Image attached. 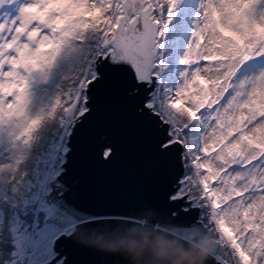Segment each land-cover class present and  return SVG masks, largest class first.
<instances>
[{"label":"snow or ice","instance_id":"obj_1","mask_svg":"<svg viewBox=\"0 0 264 264\" xmlns=\"http://www.w3.org/2000/svg\"><path fill=\"white\" fill-rule=\"evenodd\" d=\"M3 8L0 264H75L79 236L128 216L69 200L73 140L101 87L123 91L155 155L178 170L171 207L159 213L165 226L211 233L206 264H264V0H0ZM53 77L54 94L41 95ZM110 135L99 144L105 161Z\"/></svg>","mask_w":264,"mask_h":264},{"label":"water","instance_id":"obj_2","mask_svg":"<svg viewBox=\"0 0 264 264\" xmlns=\"http://www.w3.org/2000/svg\"><path fill=\"white\" fill-rule=\"evenodd\" d=\"M106 133L115 144L110 161L99 154ZM73 145L79 188L69 200L85 211L128 215L79 236L84 246L73 247L75 264H206L213 241L205 244V234L192 238L165 226L161 215L171 207L166 200L171 188L169 180L159 179L171 161L155 155L122 90L97 91L94 116Z\"/></svg>","mask_w":264,"mask_h":264},{"label":"trees","instance_id":"obj_3","mask_svg":"<svg viewBox=\"0 0 264 264\" xmlns=\"http://www.w3.org/2000/svg\"><path fill=\"white\" fill-rule=\"evenodd\" d=\"M75 149V148H74ZM75 151V150H74ZM68 182L71 183V188H72V194L75 195L77 193V190H78V181H79V178H78V175H77V167H76V164L74 162V159L73 157H71V163L69 165V174H68ZM205 240H209V239H214L213 235L211 233H207L205 235ZM70 253H71V258H72V251H73V247H70Z\"/></svg>","mask_w":264,"mask_h":264},{"label":"rangeland","instance_id":"obj_4","mask_svg":"<svg viewBox=\"0 0 264 264\" xmlns=\"http://www.w3.org/2000/svg\"><path fill=\"white\" fill-rule=\"evenodd\" d=\"M6 11H9L8 8H3V9H0V15H2L3 13H5ZM14 11V9H13ZM187 22L185 21V24ZM177 57L179 56V50L177 51ZM178 67V66H177ZM55 89H56V78L53 77L52 79H50L46 84H43V85H39L38 86V91L41 95H47V96H51L54 94L55 92ZM214 242V239H209V240H205L204 238V243L205 244H210V242Z\"/></svg>","mask_w":264,"mask_h":264},{"label":"flooded vegetation","instance_id":"obj_5","mask_svg":"<svg viewBox=\"0 0 264 264\" xmlns=\"http://www.w3.org/2000/svg\"><path fill=\"white\" fill-rule=\"evenodd\" d=\"M178 175V170L175 169L173 167L172 164H168V169L167 171L162 175V177L159 179L160 182L162 181H170V180H173L175 178V176ZM68 180V179H67ZM70 185H72L71 183H69ZM72 188H71V191H70V194H69V197H71L70 195H72ZM206 235V234H205Z\"/></svg>","mask_w":264,"mask_h":264},{"label":"clouds","instance_id":"obj_6","mask_svg":"<svg viewBox=\"0 0 264 264\" xmlns=\"http://www.w3.org/2000/svg\"><path fill=\"white\" fill-rule=\"evenodd\" d=\"M109 250H115V249L110 247ZM176 264H179V261H177Z\"/></svg>","mask_w":264,"mask_h":264}]
</instances>
